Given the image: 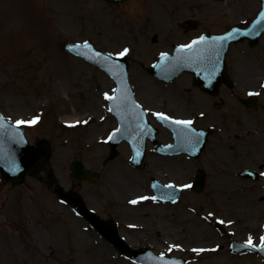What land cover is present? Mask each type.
Returning <instances> with one entry per match:
<instances>
[{
  "label": "rangeland",
  "instance_id": "1",
  "mask_svg": "<svg viewBox=\"0 0 264 264\" xmlns=\"http://www.w3.org/2000/svg\"><path fill=\"white\" fill-rule=\"evenodd\" d=\"M258 7L256 0H126L118 5L102 0H0V112L11 117V121L40 115L37 124L23 126L25 134L32 145L47 142L50 146L46 162L38 165L36 172L23 175L18 184L5 183L0 174V259L4 264H136L117 253L77 217L71 204L61 203L56 196L47 173L65 190L70 189L68 164L75 156L81 157L85 167L98 175L90 182L72 186L71 191L107 219L119 216L121 221L122 216L125 222L118 223V230L132 247L168 253L166 244L157 245L152 240V233L156 231L153 230H158L156 217H160L161 225L174 221V218L164 220L169 212L175 218L186 212L200 222L201 215L212 211L215 217L232 219L235 223L224 224L220 234L212 227L204 229L201 236L186 235L193 225L185 227L176 223L174 235L167 238L182 247L171 254L182 255L187 264H263L258 254L235 255L227 247L228 238L242 241L251 233L258 242V237L264 234V198L258 197L264 196V179H242L237 171L244 165L222 161L221 155L219 165V158L209 154L223 142L228 145L234 140L233 136L224 138L214 129L207 148L191 161L183 155L160 158L149 150L150 144L141 169L128 163L129 152L123 144H119L116 155L108 159L105 139L114 122L101 100L100 91L105 88L110 92L112 82L104 72L63 49L66 41L84 39L106 52L128 47L131 51L125 57L129 80L144 107L152 111L161 109L182 118L201 110L207 115L204 125L214 126L213 115L217 112L210 106L201 108L200 101L193 97L196 89L190 88L191 75L183 73L166 84L153 79L146 68L173 44L187 43L201 33H217L244 23ZM9 16L13 19L10 25ZM190 21L196 26L190 28ZM258 46L264 63V39ZM237 47L239 44L232 45L227 54V63L233 62V67ZM37 72L44 74V78L37 76ZM263 73L264 67L257 71L255 78ZM40 79L45 81L40 82ZM54 91H58L63 100L62 112ZM92 97L98 100L89 105ZM68 113L77 121L88 120V123H62ZM227 130L232 132L233 125ZM166 135L160 131L157 138L165 141ZM257 137L253 135L251 141L258 143ZM227 166L231 168L225 171ZM219 167L222 173L225 171L221 175L224 178L220 189L209 191L204 185V192L198 194L184 189L176 203L171 204L173 211H168L167 207L161 209L159 205L154 208L149 200L141 205V210L131 211L126 207L132 206L127 203L128 198L150 195V177L183 184L197 168L218 170ZM250 167L256 169L257 165ZM152 210L155 219L149 217ZM161 211L167 213L159 215ZM134 212H138L137 218L132 217ZM132 222L138 225L137 230L125 225ZM216 229H219L217 225ZM150 240L152 243L145 244ZM217 240L223 245L211 254L197 255L187 250L193 245L215 244ZM42 241L46 242L43 247ZM73 243L77 246L70 252L69 244ZM213 258L221 260L216 263Z\"/></svg>",
  "mask_w": 264,
  "mask_h": 264
},
{
  "label": "snow or ice",
  "instance_id": "2",
  "mask_svg": "<svg viewBox=\"0 0 264 264\" xmlns=\"http://www.w3.org/2000/svg\"><path fill=\"white\" fill-rule=\"evenodd\" d=\"M260 30H264V11H261L253 21L252 31H256L259 34ZM239 28H232L221 35H199L193 38L188 43L179 44L175 51V56H170L169 52L161 51L159 53V63L154 65V67H160L162 70H175L178 66H192L195 65L197 68L200 65H205L202 71H206L207 78L211 79L217 68V60L219 58V51L224 46V42L231 40L234 36L240 34ZM251 34V33H249ZM68 50L74 52L76 55L83 57L85 60L92 61L99 65L113 78L117 86L111 89V92H103V99L110 103L108 111L115 113L119 118L120 127L114 128L107 136V140L111 141L117 136H127L132 142V147L134 151L135 159L141 155L140 148L138 147L139 138L143 137L150 131V126L147 123L146 117L150 113L158 121L165 124L174 125L172 131L176 138L177 144L175 147L185 148L187 151L195 153L198 151V145L201 143V137L204 135L202 131H198L193 125L194 120L192 118H178L167 114L163 111H152L149 108L144 107L140 104L136 98L135 94L132 92L131 87L127 83V74L124 72L122 65L118 62L120 58H123L129 54L131 51L128 47H123L118 51H102L96 49L89 40L84 39L80 42L69 44ZM264 88V83L260 85ZM249 95H259V93L250 92ZM199 115L203 117L204 112H200ZM41 119L40 115H33L30 119H16L14 122L11 121V117H5L0 115V136H11L16 142H22V133L18 130L21 126H33L37 124ZM91 119V117H89ZM103 119V117H101ZM68 123V122H65ZM74 124H87L88 120L75 121ZM69 126H73L69 124ZM133 133L135 135H133ZM174 145L168 144L160 151H165L167 149H173ZM0 160L4 161L9 165L10 170H15V160L12 156L8 154L5 149L4 143L0 140ZM259 175L264 176V172H260ZM152 187L158 190L164 189H187L191 187V184H176L174 182H169L166 185H159L153 183ZM170 200L172 203H176V199L172 195L163 193L161 196H146L140 195L135 199H131L128 203L136 205L142 201L151 200L157 202L159 200ZM192 211H195L193 209ZM210 217H215L212 211H209L206 216L203 217L207 221ZM215 222L221 225H233L235 223L232 219H215ZM230 235H234L231 233ZM180 244H171L168 246V253L173 252L174 249H181ZM220 245L217 244L212 249L205 248H192L193 253H202L205 251H217L220 249ZM233 250L238 249H251L259 250L264 253V234L258 237V242L256 238L249 233L247 238L239 245L233 241ZM157 264H182L179 259H170L167 254L161 252L159 257H153Z\"/></svg>",
  "mask_w": 264,
  "mask_h": 264
},
{
  "label": "flooded vegetation",
  "instance_id": "3",
  "mask_svg": "<svg viewBox=\"0 0 264 264\" xmlns=\"http://www.w3.org/2000/svg\"><path fill=\"white\" fill-rule=\"evenodd\" d=\"M247 47L246 51L239 48L236 52L234 67L236 66L237 75L235 70L236 77L232 78V83L229 86L222 85L218 94L214 95L215 97H210L209 94L199 90L193 95L196 100L200 101L199 105L201 108L210 106L211 109L215 108L214 112L218 108L219 114L213 115L215 119L212 124L217 126L220 136H233L234 140L230 141L228 145L221 143L219 144L220 146L212 149L209 153L212 158H216V156L219 158V165L220 155L222 156V161H229V163L235 160L236 163L240 162L247 165L257 163L264 165V88L260 87L264 82L253 76L256 68H253L251 75L243 77L250 73L254 60L256 62V57L254 58L251 49H249L250 47L248 45ZM250 92L259 93V95H249ZM251 97L254 98L257 107L253 108L249 104L248 100ZM243 98L247 101L242 102L241 99ZM192 117L201 124L207 121L206 114L203 117L199 114H195ZM231 124L234 127L232 132L227 130L230 129ZM255 131H258V138H256L258 143L251 141ZM208 172L209 175L206 182L208 190L220 189L223 179L221 167L218 170H208ZM119 219L118 216V221ZM121 219H123L122 216Z\"/></svg>",
  "mask_w": 264,
  "mask_h": 264
},
{
  "label": "water",
  "instance_id": "4",
  "mask_svg": "<svg viewBox=\"0 0 264 264\" xmlns=\"http://www.w3.org/2000/svg\"><path fill=\"white\" fill-rule=\"evenodd\" d=\"M108 1H121V0H108ZM262 1L264 2V0H262ZM261 11H264V8ZM211 36H213V35H211ZM238 38H239V35H236L231 40L224 42V46L219 51V58L217 60L216 73L211 79L215 78L217 80L219 78L224 77V75H223V68H224L223 57H224L225 52H226L227 47H228L227 44L229 43V41H235ZM174 55H176V51L174 52ZM121 60L119 59L118 62L122 65L124 72H126V67L123 65ZM157 63H159V61ZM156 64H154V65H156ZM154 65L151 69L152 70L151 72L153 75H155L159 78H165L166 77V78L171 79L175 75H177V73L179 71H182L183 69L194 71L196 73L195 74L196 78L197 79L199 78L198 80H200V78L201 79L207 78L206 71L201 70L205 67V65H203V64L200 65L199 68H197L195 65H192V66L180 65L175 70H167V69L162 70L160 67H154ZM162 71H167L168 76L164 75ZM213 85H215V82H210V84L201 83V86L208 88V89L213 88ZM18 131L20 133H22V142H19V143L16 142V140L12 139L11 136H0V140L3 141L6 151L15 160V170H10L9 165L2 160H0V170H1V172L5 178L12 179V180H18L20 178L21 174L23 172L28 171L32 165H34L35 163L38 162V160L46 158L48 155V151H49L47 145H45V144H40L37 149H34L33 147L29 146L27 144V141L24 138L22 129L19 128ZM146 136H150V131L147 132ZM119 137H124V138L128 139L127 136H117V140ZM143 139H144V137H141L140 142L138 141V147L140 148L141 155L139 157H136L135 159L132 158L133 163H137V162H139L140 159H142L141 157H142V149H143ZM203 142H204V139L201 141V143H203ZM182 149H184V148H182ZM133 156H134V152H133ZM140 164H141V162H140ZM140 164L137 166H140ZM70 169H71L70 177L73 181H77L80 178H90L91 177V175L88 174V172L83 167V165L81 164L79 159H75L72 162V164L70 165ZM202 181H203L202 176H199L197 178L198 185H201ZM164 190L171 191V189H164ZM174 192H175V196H176L178 194L179 190L174 189ZM60 194L63 195L61 192H60ZM78 208L81 210H85L86 213L88 214L89 218H92V220L95 219V216L91 212L87 211L85 209V207L83 206V204L80 203L78 205ZM98 221H100L99 225H98L99 232L101 234H103L106 238H108L119 251L131 255L134 259H137V260H143V257L148 256L149 257V261H148L149 263H151V261H155L154 259H152L153 256L149 255V251L130 249L128 247V245L124 242V240L117 235L116 229H115L113 224H108V223L103 222L99 219H98Z\"/></svg>",
  "mask_w": 264,
  "mask_h": 264
},
{
  "label": "bare ground",
  "instance_id": "5",
  "mask_svg": "<svg viewBox=\"0 0 264 264\" xmlns=\"http://www.w3.org/2000/svg\"><path fill=\"white\" fill-rule=\"evenodd\" d=\"M8 21L10 22L9 23V25L11 24V22H12V18L9 16L8 17ZM8 25V26H9ZM6 30V29H5ZM9 37V36H8ZM10 38V37H9ZM6 44L8 45V42L6 41ZM4 51V48L2 49V51L1 52H3ZM20 51V50H19ZM6 52V51H5ZM36 59V57L33 59V60H35ZM253 68H256L254 65H253ZM37 76H41L42 78H44V74H42V73H40V72H37V74H36ZM100 77H102V76H100ZM103 78V77H102ZM42 81H45V79H40V82H42ZM102 84H104V82H102ZM53 94H54V96H55V99L57 100V102L60 104V111L62 112L63 111V108H62V104H63V100L59 97V92L58 91H54L53 92ZM90 104L89 105H92L93 103H96L97 102V98L96 97H92V98H90ZM23 114V113H22ZM21 114V115H22ZM68 117H67V119H65L67 122H71V121H74L75 119V116H73V114L72 113H68V114H66ZM16 120V119H15ZM128 178V177H127ZM127 178H125L124 180H126ZM130 179H128V181H129ZM118 181L120 182V179L118 178ZM258 197H261V198H264V196H259L258 195ZM161 207V209L162 208H165V207H163V206H160ZM154 208H156V206H154ZM131 209H133V208H131ZM133 210H135V209H133ZM161 212H163V211H161ZM165 213V212H164ZM262 213V212H261ZM132 215V217H135V218H137V214H136V212H134V213H132L131 214ZM149 217H151V218H154L155 219V217H156V214H155V212L152 210V212H151V215L149 216ZM143 219H145V216L143 217ZM244 219V218H243ZM176 221V223L179 225V226H181V225H184L185 227H187V226H189V227H191L192 225V227L191 228H189L188 229V231L186 232V235H188L189 233H191V235H199V236H201V231H204V229H207V230H209L210 229V227L209 226H207V225H205V224H201L195 217H193L192 215H190V214H188V213H186V212H183L182 213V215L181 216H177V218L175 219ZM244 220H246V219H244ZM238 221V220H237ZM236 221V222H237ZM246 221H248V220H246ZM239 224H241V221L240 222H238ZM237 224V223H236ZM162 226H164L165 227V233H168L169 235L168 236H170V235H174V233H175V230L173 229V227H172V224H162ZM172 231V232H171ZM207 234H211L212 236H214V234L212 233V232H208ZM204 240L205 239H207V237H205V238H203ZM40 245L43 247V246H45L46 245V242H44V241H42L41 243H40ZM69 246H70V249L71 250H69L70 252H72L73 250H74V246H77L75 243H73V244H69ZM67 247V249H69L68 248V246H66ZM205 253H207V252H205ZM219 260H221L220 258H213V262H216V263H218L219 262ZM0 264H4V262H3V260L2 259H0Z\"/></svg>",
  "mask_w": 264,
  "mask_h": 264
}]
</instances>
